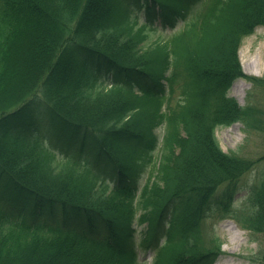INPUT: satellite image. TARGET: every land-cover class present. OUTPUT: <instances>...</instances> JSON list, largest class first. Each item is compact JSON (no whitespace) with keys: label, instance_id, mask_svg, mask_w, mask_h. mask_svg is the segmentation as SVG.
Returning <instances> with one entry per match:
<instances>
[{"label":"trees","instance_id":"16d2710c","mask_svg":"<svg viewBox=\"0 0 264 264\" xmlns=\"http://www.w3.org/2000/svg\"><path fill=\"white\" fill-rule=\"evenodd\" d=\"M203 1L0 0V264H136L123 225L164 122L162 184L149 198L153 264L213 262L191 238L213 197L229 205L254 164L224 152L215 128L251 117L228 92L240 76L264 83L238 56L264 25V0H205L185 28L145 44L156 15L175 28ZM251 198L245 223L263 230L264 185Z\"/></svg>","mask_w":264,"mask_h":264},{"label":"rangeland","instance_id":"374dc122","mask_svg":"<svg viewBox=\"0 0 264 264\" xmlns=\"http://www.w3.org/2000/svg\"><path fill=\"white\" fill-rule=\"evenodd\" d=\"M144 18V17H143ZM143 18H141L143 20ZM180 23L179 26H181ZM175 30L161 27L156 31L149 33V40L153 41L156 38H166ZM240 56L244 70L253 75L264 77V26H259L250 36L244 38L242 47L240 48ZM33 62V57H27V65L29 68ZM230 94L236 97L242 105L247 103L258 105L261 109L264 108V87L252 86L249 79L240 78L230 88ZM260 116L261 113H259ZM264 116V114H263ZM159 137L163 138L164 126H160L157 130ZM220 144L225 151H236L237 154L252 159L260 158L264 155V127L259 129L246 130L244 123L236 122L232 126L218 127L216 130ZM160 151L155 154V161L148 168V171L142 178L141 187L137 191L138 203L143 198L142 189L149 182L150 177L157 172L159 163ZM264 178V157L257 166L250 170L247 174L241 176L240 190L236 195L233 208L237 211L243 210L249 212L251 210L250 194L255 186L259 185ZM148 208L140 206L138 217ZM221 211L211 214L204 222V233L207 236L217 239L220 245V257L214 264H260L261 258L264 255V232L251 233L245 229L239 222L233 218H223ZM137 227L138 236V258L141 262L147 259V264L153 259V251L146 250L140 246L141 234L148 228L147 221L139 222L137 219L134 222ZM236 232L242 233L240 239H234ZM165 237L161 238V242L165 241ZM260 257L259 260L252 262L253 258Z\"/></svg>","mask_w":264,"mask_h":264},{"label":"bare ground","instance_id":"6f19581e","mask_svg":"<svg viewBox=\"0 0 264 264\" xmlns=\"http://www.w3.org/2000/svg\"><path fill=\"white\" fill-rule=\"evenodd\" d=\"M242 236V233L236 232V235L234 236V239H240Z\"/></svg>","mask_w":264,"mask_h":264}]
</instances>
